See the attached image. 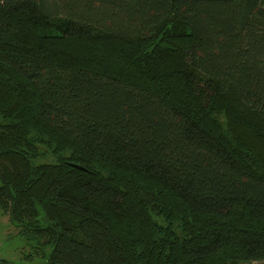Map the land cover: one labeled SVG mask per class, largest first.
I'll return each mask as SVG.
<instances>
[{
	"label": "trees",
	"instance_id": "trees-1",
	"mask_svg": "<svg viewBox=\"0 0 264 264\" xmlns=\"http://www.w3.org/2000/svg\"><path fill=\"white\" fill-rule=\"evenodd\" d=\"M0 209L40 264L264 261V0H0Z\"/></svg>",
	"mask_w": 264,
	"mask_h": 264
},
{
	"label": "rangeland",
	"instance_id": "rangeland-1",
	"mask_svg": "<svg viewBox=\"0 0 264 264\" xmlns=\"http://www.w3.org/2000/svg\"><path fill=\"white\" fill-rule=\"evenodd\" d=\"M7 214L0 209V259L6 258L10 264H40L41 261L24 259L26 243L17 233ZM246 264H264V261H253Z\"/></svg>",
	"mask_w": 264,
	"mask_h": 264
}]
</instances>
